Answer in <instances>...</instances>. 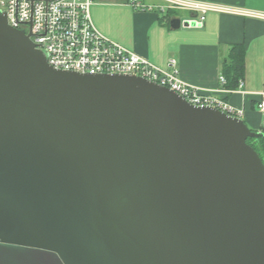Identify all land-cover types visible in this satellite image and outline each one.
I'll return each mask as SVG.
<instances>
[{
    "label": "water",
    "instance_id": "95a60500",
    "mask_svg": "<svg viewBox=\"0 0 264 264\" xmlns=\"http://www.w3.org/2000/svg\"><path fill=\"white\" fill-rule=\"evenodd\" d=\"M249 138L142 77L52 67L0 12V264H264Z\"/></svg>",
    "mask_w": 264,
    "mask_h": 264
},
{
    "label": "crops",
    "instance_id": "0c3cea01",
    "mask_svg": "<svg viewBox=\"0 0 264 264\" xmlns=\"http://www.w3.org/2000/svg\"><path fill=\"white\" fill-rule=\"evenodd\" d=\"M141 1L151 5L164 2ZM194 1L264 12V0ZM197 15L187 9L140 10L131 5V0H93L91 6L92 20L106 37L164 68L170 60H176L187 82L243 107L245 122L252 129L264 131V115L257 106L264 89V18L211 10L205 14L202 27L183 25ZM174 18H181L179 28H172ZM236 45L245 47L244 71L233 80L225 74L224 66L231 62ZM241 81L245 93L238 91Z\"/></svg>",
    "mask_w": 264,
    "mask_h": 264
},
{
    "label": "built area",
    "instance_id": "2783aa9c",
    "mask_svg": "<svg viewBox=\"0 0 264 264\" xmlns=\"http://www.w3.org/2000/svg\"><path fill=\"white\" fill-rule=\"evenodd\" d=\"M163 1L151 5L131 0V5L140 10L187 9L198 12L197 18L187 20L189 25L196 27L204 25L205 14L211 10L264 18V12L218 3ZM92 4L93 0H0V12L6 14L12 27L31 35L48 63L56 69L83 74L135 75L174 90L195 106L214 107L231 116L244 117L243 107L214 95L211 90L187 82L181 76L176 60H170L168 67L164 68L106 37L92 20ZM221 81H225L224 76H221ZM242 87L241 81L238 91L245 93ZM257 106L264 115V89L260 92Z\"/></svg>",
    "mask_w": 264,
    "mask_h": 264
},
{
    "label": "trees",
    "instance_id": "16d2710c",
    "mask_svg": "<svg viewBox=\"0 0 264 264\" xmlns=\"http://www.w3.org/2000/svg\"><path fill=\"white\" fill-rule=\"evenodd\" d=\"M245 47L236 45L233 48L231 62L224 66V72L227 76H231L233 80L240 78L244 71ZM264 130V127H263ZM248 142L257 150L264 162V138H249Z\"/></svg>",
    "mask_w": 264,
    "mask_h": 264
},
{
    "label": "rangeland",
    "instance_id": "374dc122",
    "mask_svg": "<svg viewBox=\"0 0 264 264\" xmlns=\"http://www.w3.org/2000/svg\"><path fill=\"white\" fill-rule=\"evenodd\" d=\"M252 128V127H251Z\"/></svg>",
    "mask_w": 264,
    "mask_h": 264
}]
</instances>
